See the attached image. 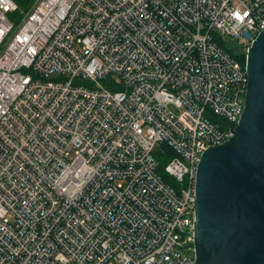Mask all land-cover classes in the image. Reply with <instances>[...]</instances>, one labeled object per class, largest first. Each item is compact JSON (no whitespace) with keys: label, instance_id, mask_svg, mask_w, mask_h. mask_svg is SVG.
<instances>
[{"label":"built area","instance_id":"2783aa9c","mask_svg":"<svg viewBox=\"0 0 264 264\" xmlns=\"http://www.w3.org/2000/svg\"><path fill=\"white\" fill-rule=\"evenodd\" d=\"M263 30L264 0H0V264H195Z\"/></svg>","mask_w":264,"mask_h":264},{"label":"water","instance_id":"95a60500","mask_svg":"<svg viewBox=\"0 0 264 264\" xmlns=\"http://www.w3.org/2000/svg\"><path fill=\"white\" fill-rule=\"evenodd\" d=\"M247 68L234 135L207 149L198 166L195 264H264V30Z\"/></svg>","mask_w":264,"mask_h":264},{"label":"trees","instance_id":"16d2710c","mask_svg":"<svg viewBox=\"0 0 264 264\" xmlns=\"http://www.w3.org/2000/svg\"><path fill=\"white\" fill-rule=\"evenodd\" d=\"M34 1L35 0H16V2L20 5V9L24 10V11L28 10L31 7V5L34 3ZM13 17L16 19H19L21 17V13L16 12ZM241 59H242L243 63H245L246 55L242 54ZM160 159H162V157H160ZM166 163H167V160L162 161V165H165Z\"/></svg>","mask_w":264,"mask_h":264},{"label":"rangeland","instance_id":"374dc122","mask_svg":"<svg viewBox=\"0 0 264 264\" xmlns=\"http://www.w3.org/2000/svg\"><path fill=\"white\" fill-rule=\"evenodd\" d=\"M227 43L231 46V47H239L240 44L237 40L232 39L231 37H227Z\"/></svg>","mask_w":264,"mask_h":264}]
</instances>
